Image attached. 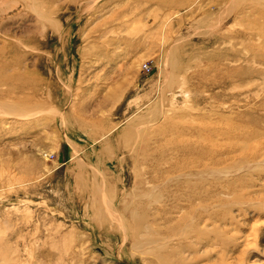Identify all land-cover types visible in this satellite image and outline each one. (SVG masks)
Segmentation results:
<instances>
[{
  "label": "rangeland",
  "instance_id": "obj_1",
  "mask_svg": "<svg viewBox=\"0 0 264 264\" xmlns=\"http://www.w3.org/2000/svg\"><path fill=\"white\" fill-rule=\"evenodd\" d=\"M0 264H264V0H0Z\"/></svg>",
  "mask_w": 264,
  "mask_h": 264
},
{
  "label": "bare ground",
  "instance_id": "obj_2",
  "mask_svg": "<svg viewBox=\"0 0 264 264\" xmlns=\"http://www.w3.org/2000/svg\"><path fill=\"white\" fill-rule=\"evenodd\" d=\"M108 204V203H107ZM106 210V209H105ZM110 210H112V209H110ZM108 212H109V210H108Z\"/></svg>",
  "mask_w": 264,
  "mask_h": 264
}]
</instances>
